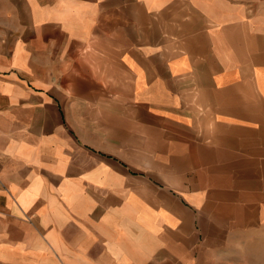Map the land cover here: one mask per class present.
Listing matches in <instances>:
<instances>
[{
	"label": "crops",
	"instance_id": "1",
	"mask_svg": "<svg viewBox=\"0 0 264 264\" xmlns=\"http://www.w3.org/2000/svg\"><path fill=\"white\" fill-rule=\"evenodd\" d=\"M254 238L264 0H0V264H244Z\"/></svg>",
	"mask_w": 264,
	"mask_h": 264
},
{
	"label": "rangeland",
	"instance_id": "2",
	"mask_svg": "<svg viewBox=\"0 0 264 264\" xmlns=\"http://www.w3.org/2000/svg\"><path fill=\"white\" fill-rule=\"evenodd\" d=\"M253 241V252L251 251L248 253L246 260L247 262L244 264H264V238L262 240L254 238Z\"/></svg>",
	"mask_w": 264,
	"mask_h": 264
}]
</instances>
